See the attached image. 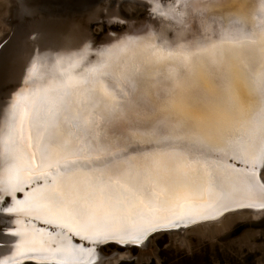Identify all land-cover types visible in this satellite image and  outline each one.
<instances>
[{"label": "snow or ice", "instance_id": "snow-or-ice-1", "mask_svg": "<svg viewBox=\"0 0 264 264\" xmlns=\"http://www.w3.org/2000/svg\"><path fill=\"white\" fill-rule=\"evenodd\" d=\"M218 5L153 0L170 36L32 59L0 135V264H87L106 242L264 210V0L251 28Z\"/></svg>", "mask_w": 264, "mask_h": 264}, {"label": "rangeland", "instance_id": "rangeland-1", "mask_svg": "<svg viewBox=\"0 0 264 264\" xmlns=\"http://www.w3.org/2000/svg\"><path fill=\"white\" fill-rule=\"evenodd\" d=\"M90 1L25 0V8H23L22 13L18 12V14L22 17V21L25 19L24 16L32 17L33 15H38V18L41 19L68 13L70 16L71 14L72 16H78L84 13V11L95 10L97 7L106 3L109 4L110 0ZM124 3L122 2L120 4L123 8L125 7ZM48 10L50 12L55 10L57 15L48 13ZM125 10H127V7ZM130 12L131 7L127 13ZM3 15L4 10L0 7V19ZM6 30V28L0 25V32ZM93 30L97 33V26H94ZM26 41L23 37L13 38L0 47V60L3 61L4 66L9 63L13 52L18 55L22 52L19 44L26 43ZM26 44L28 45L29 42ZM22 48L26 52L28 51L27 46H22ZM2 86L3 83L0 85V89ZM222 223L217 231L209 229L186 230L184 233L185 236H178L180 238L160 234L154 238L151 237L148 246H141L140 249L136 246H130L128 251H124L123 248L108 243L100 249L103 255L107 256L112 251L120 253L101 259L100 255L97 259L98 261L101 260V264L115 262V259L119 258L120 255L124 257L119 258L117 261L119 262L118 264H264V216L256 220L235 219L231 222L223 223V225ZM181 237L183 239L182 241H180ZM129 256L138 257L137 259H146V261L136 262L135 260H124Z\"/></svg>", "mask_w": 264, "mask_h": 264}, {"label": "bare ground", "instance_id": "bare-ground-1", "mask_svg": "<svg viewBox=\"0 0 264 264\" xmlns=\"http://www.w3.org/2000/svg\"><path fill=\"white\" fill-rule=\"evenodd\" d=\"M8 0H0V2L6 3ZM90 1V0H88ZM91 2V1H90ZM133 2V1H130ZM134 2H141V3H148L151 5L153 3V0H134ZM133 2V3H134ZM164 2V1H163ZM160 1V3H163ZM174 3L175 0H172ZM9 3V2H8ZM258 3V0H219V5L215 8H213L208 15L216 18H223L227 17L229 15L234 14L237 10L238 7L243 4L245 6L244 11L245 14L248 16V26L249 28L258 25V20L254 18V9L256 4ZM129 4V3H127ZM129 6V7H128ZM127 6V10H123L121 8H115L112 7L109 4H105L104 6L97 7L95 10H87L84 11V13L78 15V16H71L68 14H59L57 17L63 19L62 24H58V26H53L51 30H49L50 33H47L49 38H53L49 44H45L43 47H48L47 51L41 53L46 57H55L58 53L59 54H64L67 51L70 50H76L78 47L82 46L83 43H88L92 50H97L99 48L107 47L110 44L115 43L119 39H122L127 36H147L149 32H154V33H159V32H164L166 35H171L168 29V25L170 21L162 19V20H155L152 21V23H146L144 21H140L139 24H137L135 27H129L126 28L125 31L122 34L115 35H106L103 38L104 43L102 44L101 47H94L89 43L88 37H87V32L85 31L84 28L80 27L78 24H73L66 26L67 23L72 22L73 20H81L84 19L87 21H99L101 19H104L107 23L110 21H117L119 15H123V13L127 12L130 10V7L132 9L133 5L130 3ZM136 6V5H135ZM121 11V12H120ZM23 12V11H22ZM131 13V12H130ZM8 16L5 14V17ZM87 16V17H85ZM20 17V15H19ZM65 19V20H64ZM68 20V21H67ZM65 21V22H64ZM67 22V23H66ZM64 23V24H63ZM196 31V26L195 25H190V32H189V38L191 32ZM2 32H0L1 36ZM47 36V35H46ZM49 39V40H50ZM48 40V41H49ZM40 41V40H39ZM14 44V43H13ZM34 42H30L28 45L26 43H20L19 45L21 46V53L19 55L15 52H13L12 58L10 59L9 63L6 64L5 66L3 65V61H1L0 64V85L3 83L5 84L7 81H9V85L6 86V88L3 90L1 93V98H0V135H2L3 131V124L4 120L6 118V113H7V108L6 105L11 102V97L19 91V89L23 86L24 83V77L27 72V69L31 66L32 59L35 56L38 55H30L31 50H32V45ZM48 45V46H47ZM23 47H28V51L26 52L25 49L23 50ZM3 50V49H2ZM17 52V51H16ZM39 54V55H41ZM30 55V56H29ZM16 56H18L16 58ZM29 56V59L25 60ZM5 81V82H3ZM264 215V210L261 209H251V210H243V211H235L227 214L226 216H220L217 217L214 221L207 222V220H201L197 221L200 222L201 225H204L205 228L209 230H215L217 231L220 228L221 223H227L231 222L232 220L235 219H252L256 220L262 217ZM229 217V218H227ZM222 223V225H223ZM0 258H3L5 254L8 253L10 244L13 241V238L10 235H7V229L11 227L10 220L7 216L0 215ZM183 226H187L189 224H181ZM175 228V227H174ZM174 232V231H173ZM159 235V234H158ZM157 235V236H158ZM185 236V234H174L171 236ZM155 237V235H154ZM180 238V237H178ZM182 237L181 240L182 241ZM149 244L146 242V245ZM141 246L145 245H139ZM138 256V255H137ZM98 257L96 253L93 254V257L90 258V260L87 262V264H101V260L98 261ZM124 256L120 255L119 258H123ZM102 257H100L101 259ZM119 258L115 259V262L119 260ZM138 258V257H137ZM136 258V259H137ZM114 261L112 262H107L106 264H114Z\"/></svg>", "mask_w": 264, "mask_h": 264}, {"label": "water", "instance_id": "water-1", "mask_svg": "<svg viewBox=\"0 0 264 264\" xmlns=\"http://www.w3.org/2000/svg\"><path fill=\"white\" fill-rule=\"evenodd\" d=\"M134 0H110L109 1V5L115 7V8H121V9H125L130 3L133 5L132 9H131V13H123V15H119L117 21H110L109 23H107L104 19H101L99 21H86L85 18L81 19L79 21L77 20H73L70 23H67L66 26H70L71 23L73 24H78L80 27L84 28L85 31L87 32V37L89 40V43L94 46V47H101L102 44L104 43V36H106L107 34L109 35H114V37H116L119 34H122L126 28L129 27H135L137 24L140 23V21H144L146 23H152V21L155 20H162V18L160 17H156L154 19H150V5L148 3H141V2H130ZM160 1H164L163 4H167L169 2V0H159ZM9 2V3H8ZM122 2H125L124 4V8L120 5ZM25 0H8L6 3L0 2V7L4 10V15L1 17L0 19V25L3 28H6V31H2V34L0 36V47L5 44L6 42L8 43L9 40L11 39H16L18 37H23V39H26V43L27 42H34V44L31 46L32 50H31V54L34 55H39L41 53H43L44 51L46 52L48 47H43L45 46V44H49L52 40H54L53 38H49L47 33H50L49 30H51L53 28V26H58V24H62L63 19H61L60 17L58 18L57 16H53L52 18H47L45 17L44 19L38 18V15H33L32 17H23V21L21 20L22 17L19 18V14L18 12L22 13V10H24L23 8H25ZM129 3V4H127ZM108 4V3H106ZM105 5V4H104ZM102 5V6H104ZM136 5V6H135ZM101 7V6H100ZM21 9V11H20ZM50 14H56L55 10H52L50 12V10H48ZM121 12V11H120ZM6 15V17H4ZM23 16V14H22ZM37 19H41V20H37ZM65 20V19H64ZM68 21V20H67ZM65 22V21H64ZM64 24V23H63ZM94 26H97V33L94 32L93 28ZM30 28V31H29ZM29 34V35H28ZM31 34V35H30ZM47 35V36H46ZM116 35V36H115ZM50 39V40H49ZM40 40V41H39ZM49 40V41H48ZM48 46V45H47ZM20 48V46H19ZM29 55V56H30ZM29 56H27V59H29ZM6 86L9 85V81H7ZM6 86H2V88L0 89V98L1 93L3 92V90L6 88ZM243 210H251V209H240V210H236V211H243ZM235 212V211H234ZM231 213V212H229ZM227 213V214H229ZM227 214H224L225 216ZM222 215V216H224ZM264 216V215H262ZM215 220V219H214ZM214 220H207V222H211ZM201 222V221H200ZM200 222H195V223H190L187 226H183L180 225L179 227H175L172 229H167L164 231L159 232L158 234H166L168 237H171L174 234H184L186 232V230H201V229H207L204 227V225H201ZM202 223V222H201ZM0 229H1V225H0ZM174 231V232H173ZM158 234H154L155 236H157ZM151 237H149L148 240H150ZM148 240L146 242H148ZM145 246H148V244ZM108 243H112L118 247H121L124 249V251H128V248L130 246H136L138 249H140L139 246L137 245H131V244H120V243H116V242H106L101 244L95 251L94 253L97 254V256H100L102 258L104 257H111V256H115V254H119L120 252L117 251H112L109 255H103L100 251L101 247L106 246ZM154 255V253H153ZM137 256V255H136ZM137 257H133V256H129L127 259L124 260H135L136 262H144L146 261V259H136ZM119 262H117L116 264H118Z\"/></svg>", "mask_w": 264, "mask_h": 264}]
</instances>
